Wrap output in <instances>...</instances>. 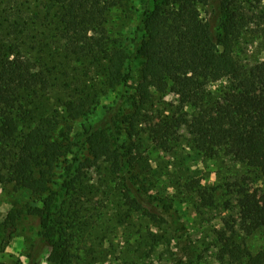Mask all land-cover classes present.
Here are the masks:
<instances>
[{
    "label": "trees",
    "instance_id": "16d2710c",
    "mask_svg": "<svg viewBox=\"0 0 264 264\" xmlns=\"http://www.w3.org/2000/svg\"><path fill=\"white\" fill-rule=\"evenodd\" d=\"M129 1L50 0L54 13L47 32L27 26L19 0H4L0 9V181L51 193L50 206L68 198L64 212H48L29 264L44 249L53 264H75V255L83 263L103 259L90 217L72 204L85 192L73 174L84 153L95 163L112 160L130 204L149 215L153 208L144 188L135 184L139 174L127 176L139 164L134 153L140 144L131 141L141 134L160 146L179 142L184 133L197 154L211 158L221 151L264 175V60L243 66L234 51L249 25L242 2L252 6L264 31V0H147L128 46L109 23ZM216 83L221 87L210 98L207 89ZM109 92L118 100L103 107L99 120H89ZM167 93L192 112L165 116L141 131L145 106ZM120 104L130 110L115 113ZM78 120L85 124L73 136L65 123ZM59 171L63 179L49 192ZM237 205L247 233L264 229V191L243 190ZM251 262L264 264V251Z\"/></svg>",
    "mask_w": 264,
    "mask_h": 264
},
{
    "label": "rangeland",
    "instance_id": "374dc122",
    "mask_svg": "<svg viewBox=\"0 0 264 264\" xmlns=\"http://www.w3.org/2000/svg\"><path fill=\"white\" fill-rule=\"evenodd\" d=\"M3 2L0 0V9ZM19 2L28 18L27 26L47 32L54 13L48 7L50 0ZM146 2L151 1L130 0L112 13L109 24L124 45L129 46ZM242 14L249 25L238 35L234 51L240 64L250 66L264 60V31L246 1L242 2ZM56 48L53 42L51 50ZM140 63L138 60L132 71L131 85L136 83ZM220 87V83L210 85V98L217 96ZM114 100H118L115 92L102 96L89 120H99L103 107L111 106ZM129 110L128 105L120 104L115 113ZM186 111L192 112L178 96L156 94L142 111L139 127L145 131L160 118L177 117V112ZM83 123L85 120L65 125L74 136ZM121 139L124 142V135ZM147 139L141 134L131 141L140 144L134 153L139 164L127 176L139 174L135 184L138 189L144 188L153 208L151 215L130 204L126 181L115 171L112 160L103 158L95 163L84 153L74 162L73 174L81 180L85 192L74 196L72 204L90 217L89 231L97 238V250L103 253V259L93 264H253L251 258L264 251V229L245 231L240 225L237 199L243 190L247 194L264 191V175L221 151L211 158L197 154L184 133L179 142L160 146L150 145ZM62 179L57 172L53 179L57 185H50L49 192L55 191ZM51 198V193H32L0 181V262L29 264L48 212L57 216L66 208L67 197L58 198L55 206H50ZM10 216L15 219L11 221ZM47 252L44 249L36 255V264H53ZM75 256V264H90Z\"/></svg>",
    "mask_w": 264,
    "mask_h": 264
}]
</instances>
